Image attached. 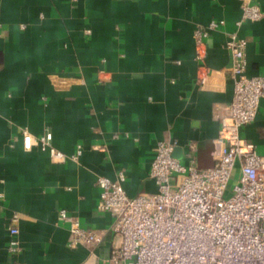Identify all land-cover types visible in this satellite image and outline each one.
I'll use <instances>...</instances> for the list:
<instances>
[{
  "label": "crops",
  "instance_id": "1",
  "mask_svg": "<svg viewBox=\"0 0 264 264\" xmlns=\"http://www.w3.org/2000/svg\"><path fill=\"white\" fill-rule=\"evenodd\" d=\"M241 14L242 0H0V264H104L117 237L114 216L98 210L101 176L125 169L130 196L156 192L152 161L171 139L182 162L214 164L216 110L234 94L230 33L249 40L247 73L264 72V18L239 27ZM212 19L226 23L206 38L201 63L195 32ZM25 127L82 153L56 162L26 150ZM243 134L264 154V98ZM62 209L104 242L71 248ZM15 214L19 254L9 251Z\"/></svg>",
  "mask_w": 264,
  "mask_h": 264
},
{
  "label": "built area",
  "instance_id": "2",
  "mask_svg": "<svg viewBox=\"0 0 264 264\" xmlns=\"http://www.w3.org/2000/svg\"><path fill=\"white\" fill-rule=\"evenodd\" d=\"M263 18L264 11L255 0H242L237 26ZM225 23L212 19L197 28L196 58L201 63L206 38ZM248 44V38L238 32L230 33L225 43L232 58L234 94L230 103L216 110L220 129L212 166L199 168L194 157L182 162L174 155L178 142L171 139L158 143L152 161L150 176L158 187L156 192L130 196L124 186L125 169L116 179H98V210L114 216L112 232L117 237L104 264H264V154L243 134V128L256 120L264 98V72L247 73ZM208 77L206 73L198 82L205 86ZM21 134L26 150L38 146L56 162L78 160L82 153L81 146L71 155L59 150L50 131L35 136L25 127ZM191 149L194 151L195 144ZM237 172L238 182L226 198ZM59 218L70 222L71 248H93L104 242L103 232L83 226L67 210H60ZM18 220L15 214L9 229L13 254L23 251Z\"/></svg>",
  "mask_w": 264,
  "mask_h": 264
},
{
  "label": "rangeland",
  "instance_id": "3",
  "mask_svg": "<svg viewBox=\"0 0 264 264\" xmlns=\"http://www.w3.org/2000/svg\"><path fill=\"white\" fill-rule=\"evenodd\" d=\"M239 177V174L238 172L236 174H234V176L232 177L230 183H229V186H228V189H227V192L225 194V197L228 198L232 195V190H233V187L234 185L238 182V178Z\"/></svg>",
  "mask_w": 264,
  "mask_h": 264
},
{
  "label": "water",
  "instance_id": "4",
  "mask_svg": "<svg viewBox=\"0 0 264 264\" xmlns=\"http://www.w3.org/2000/svg\"><path fill=\"white\" fill-rule=\"evenodd\" d=\"M177 148L175 149L174 155L177 156L178 154Z\"/></svg>",
  "mask_w": 264,
  "mask_h": 264
}]
</instances>
